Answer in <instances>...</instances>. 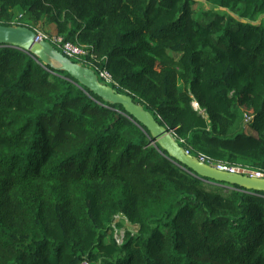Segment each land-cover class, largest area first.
Wrapping results in <instances>:
<instances>
[{"label":"trees","instance_id":"1","mask_svg":"<svg viewBox=\"0 0 264 264\" xmlns=\"http://www.w3.org/2000/svg\"><path fill=\"white\" fill-rule=\"evenodd\" d=\"M205 1L0 0V24H52L189 154L264 174V0ZM209 180L120 104L0 45V264H264V192Z\"/></svg>","mask_w":264,"mask_h":264},{"label":"water","instance_id":"2","mask_svg":"<svg viewBox=\"0 0 264 264\" xmlns=\"http://www.w3.org/2000/svg\"><path fill=\"white\" fill-rule=\"evenodd\" d=\"M35 37L36 32L27 26L0 24V45H9L29 51L42 63L67 72L80 84L101 97L103 101L109 104H120L130 116L149 130L153 141H156L170 158L190 169L198 177L210 179L211 182L217 184L237 185L246 191L264 192V177L222 171L200 161L198 157L186 152L171 131L159 123L150 111L135 102L131 96L118 92L111 85L102 83L92 68L74 62L49 42L36 41Z\"/></svg>","mask_w":264,"mask_h":264},{"label":"built area","instance_id":"3","mask_svg":"<svg viewBox=\"0 0 264 264\" xmlns=\"http://www.w3.org/2000/svg\"><path fill=\"white\" fill-rule=\"evenodd\" d=\"M35 32H36V37H35L36 41L49 42L53 46H56L64 56L70 58L71 60H80L84 58H89V57L94 58L95 57L94 53L90 52L86 45H82L77 42L66 41L60 35H56V34L50 35L48 33H43L39 31H35ZM93 70L96 72L99 80L102 83H105L107 85L114 84V80L112 79V76L108 72V70L103 69V68H99V70L97 71L95 69ZM198 159L204 163H207L217 168L218 170L232 172V173H241V174L249 175V176L264 177L263 173L255 171L247 166H242V165L234 166V165H228L222 162H215L214 160L204 155L198 156Z\"/></svg>","mask_w":264,"mask_h":264},{"label":"rangeland","instance_id":"4","mask_svg":"<svg viewBox=\"0 0 264 264\" xmlns=\"http://www.w3.org/2000/svg\"><path fill=\"white\" fill-rule=\"evenodd\" d=\"M197 2H198V5L196 6V16H198V15H200L201 14V10L203 9V10H206L207 8H212L211 7V5L210 4H208L205 0H197ZM247 20H248V18H246ZM254 22H256V23H259V22H263L264 23V15L263 16H261V17H259L257 20H255ZM43 30V29H42ZM44 31H46L47 33H49V34H54L55 32L53 31V25L52 24H48L47 26H46V28H44V30H43V33H44ZM196 107V106H195ZM247 129V128H246ZM210 182L212 181V180H209ZM205 183V182H204ZM207 184H211V183H209V182H206ZM212 183H214V182H212ZM216 185H217V183H216ZM225 185H227V184H225ZM227 187H233V186H227ZM121 218V216H117L116 217V220H115V222H117L119 219ZM125 226L124 227H122L121 229H119V230H114L113 231V235L116 237V239L118 240V242L119 243H121L122 242V239H123V233H124V231H125V229H130V230H133V231H135L136 230V227L135 226H133V225H130L126 220H125Z\"/></svg>","mask_w":264,"mask_h":264}]
</instances>
